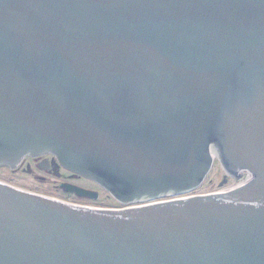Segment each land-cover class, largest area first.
I'll return each mask as SVG.
<instances>
[{"label":"water","instance_id":"water-1","mask_svg":"<svg viewBox=\"0 0 264 264\" xmlns=\"http://www.w3.org/2000/svg\"><path fill=\"white\" fill-rule=\"evenodd\" d=\"M47 154L126 207L0 182V264H264V0H0V168Z\"/></svg>","mask_w":264,"mask_h":264},{"label":"rangeland","instance_id":"rangeland-1","mask_svg":"<svg viewBox=\"0 0 264 264\" xmlns=\"http://www.w3.org/2000/svg\"><path fill=\"white\" fill-rule=\"evenodd\" d=\"M38 175L44 176L40 173H38ZM223 175H224L223 170L221 169L219 163L215 161L204 183L197 190L190 192L188 194H184L180 197L206 195L210 193L226 191L237 187L239 184H241L244 181V178H239V179L227 178L228 181L223 182L224 179ZM52 180L56 182L53 183ZM0 182L23 191H27L37 195L45 196L48 198H52L76 205H86L89 207L100 208V209H122L126 207L117 203L103 190L96 188L90 183L83 180L77 181L75 184L86 188H91L92 190L97 192L99 195L97 200L78 198L74 195H70L62 191L58 187L61 180L59 181L57 179H53L49 177L45 181L33 179L21 173V171L19 172L15 170H10L8 168H0ZM221 183L223 184L221 185ZM170 199L171 197H166L160 200L165 201ZM137 205L139 204H134L132 206H137Z\"/></svg>","mask_w":264,"mask_h":264},{"label":"flooded vegetation","instance_id":"flooded-vegetation-1","mask_svg":"<svg viewBox=\"0 0 264 264\" xmlns=\"http://www.w3.org/2000/svg\"><path fill=\"white\" fill-rule=\"evenodd\" d=\"M15 171H19V172L21 171V173L29 176L30 178L43 180V181L48 179V177L53 178V179H57L59 181L61 180L58 187L62 191H64V189L62 188L63 185H74V186L80 187L82 189L95 192L91 188H86V187L75 184L77 181H80V180L86 181V182L90 183L91 185H93L94 187L101 189L96 184H94L88 180H85L79 176H76V175L62 169L61 167H59L55 158L49 154L38 157V158L27 157V158L23 159L22 162L20 163V165L18 166V168L15 169ZM37 172L44 175V176L38 175ZM224 177L225 176L223 175V178ZM223 181L226 182L228 180H227V178L226 179L224 178ZM52 182L54 183L56 181L52 180ZM68 194H70V193H68ZM70 195L76 196L73 193ZM98 197H99V195H98ZM81 206H86V205H81Z\"/></svg>","mask_w":264,"mask_h":264},{"label":"built area","instance_id":"built-area-1","mask_svg":"<svg viewBox=\"0 0 264 264\" xmlns=\"http://www.w3.org/2000/svg\"><path fill=\"white\" fill-rule=\"evenodd\" d=\"M240 178H244V181L241 184H239L238 186L243 185L244 183H247L248 181H250L251 180V175L249 173H247V172H243L241 174Z\"/></svg>","mask_w":264,"mask_h":264},{"label":"bare ground","instance_id":"bare-ground-1","mask_svg":"<svg viewBox=\"0 0 264 264\" xmlns=\"http://www.w3.org/2000/svg\"><path fill=\"white\" fill-rule=\"evenodd\" d=\"M237 186V185H236Z\"/></svg>","mask_w":264,"mask_h":264}]
</instances>
